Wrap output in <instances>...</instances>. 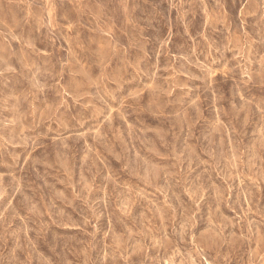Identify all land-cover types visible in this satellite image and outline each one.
Segmentation results:
<instances>
[{
	"label": "rangeland",
	"instance_id": "1",
	"mask_svg": "<svg viewBox=\"0 0 264 264\" xmlns=\"http://www.w3.org/2000/svg\"><path fill=\"white\" fill-rule=\"evenodd\" d=\"M0 264H264V0H0Z\"/></svg>",
	"mask_w": 264,
	"mask_h": 264
}]
</instances>
